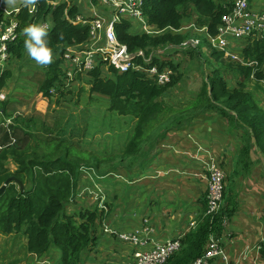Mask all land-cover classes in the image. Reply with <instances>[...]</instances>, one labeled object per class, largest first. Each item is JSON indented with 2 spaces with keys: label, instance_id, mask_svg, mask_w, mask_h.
I'll use <instances>...</instances> for the list:
<instances>
[{
  "label": "trees",
  "instance_id": "1",
  "mask_svg": "<svg viewBox=\"0 0 264 264\" xmlns=\"http://www.w3.org/2000/svg\"><path fill=\"white\" fill-rule=\"evenodd\" d=\"M189 5L193 9L184 13ZM229 6L217 0H143L142 11L148 23L158 30L168 27L178 29L194 16L204 18L209 26V33L213 36L216 34L221 15L227 12ZM66 7V3L51 6L43 1L37 5L35 16L38 21L48 17L52 23L51 28L45 31L46 35L42 37L47 47L52 50V55L60 53L67 46L81 44L87 38L86 26L70 24L63 18ZM77 13L78 10L74 6L67 10L68 17H74ZM17 18L22 22L28 19L25 7L21 9ZM128 29L129 24L125 21L115 25L118 40L127 45L129 51L142 49L146 55L151 49H157L166 43L179 44L187 37L169 31L154 37L134 36L128 33ZM24 42L25 38L22 37L11 43L8 47L10 55L19 58L25 48ZM213 52L212 55L224 57V53L220 51ZM185 53L194 51H184ZM241 56L248 64L238 65L242 76L239 89H229L221 74L214 70L195 99L178 109L165 105L161 100L163 94L173 88L177 81L175 77L177 70L172 62L168 63V66L175 75L171 83L164 87L156 86L136 72L117 74L111 79L100 77L99 70L91 72L89 94L106 96L108 100L105 105L110 113L132 121L128 130L123 133L125 147L116 155L123 160L122 154L127 153V157H130L129 168L146 167L149 164L147 159L155 155L159 141L166 134L211 112L225 119L230 131L239 132L242 147L235 156L234 165L235 168L240 165L245 175L252 165L250 161L252 148L255 147L264 156V110L258 106L252 95L242 90L243 83L247 80L257 83L264 81L261 71L264 65V35L251 40L243 48ZM59 65V59L47 65L46 72L38 81V93L44 99L50 98L48 91L61 72ZM9 77L10 73L7 71L0 74V89L5 86V80ZM159 114H170L174 121L154 141H150L145 137L144 128L151 117ZM61 120L59 128L60 132H63L64 125H61ZM15 131L17 128L13 127L15 149L0 151V186L7 178L14 176L23 183L24 191L20 193L17 185L12 183L0 195V234L24 236L25 256L45 255L52 249H58L59 259L55 264H78L81 253L93 243L90 231L98 218V211L95 207L94 211L85 209L68 214L65 208L69 204L72 206L76 204L82 167L88 165L86 169H95L99 173L100 163L112 160V157L83 152L76 154L62 141L56 143L40 141L48 148L59 152L56 156L49 155V152L44 156H37L29 146V137L21 136ZM7 142L8 136L4 132L0 144ZM8 158H11L15 165V171H10L6 167ZM101 172V175L96 173L97 176L112 172V169ZM229 200L230 196L227 197L224 186L223 201L218 214L211 220L205 216L201 217L195 228L184 234L180 250L171 256L166 264H190L203 254L209 237L217 238L222 234L224 224L236 207V204L233 201L230 203ZM260 254L264 256V242L260 244ZM18 262L20 260L11 264Z\"/></svg>",
  "mask_w": 264,
  "mask_h": 264
},
{
  "label": "crops",
  "instance_id": "2",
  "mask_svg": "<svg viewBox=\"0 0 264 264\" xmlns=\"http://www.w3.org/2000/svg\"><path fill=\"white\" fill-rule=\"evenodd\" d=\"M80 1L74 0L72 5L68 4L69 7H76L79 14ZM27 3L29 0H12L11 4L4 0L7 10L22 8ZM248 5L252 11L264 10V0H248ZM182 32L183 30L181 35ZM256 37L258 36L249 39L251 41ZM248 43L243 41L233 51L238 56L241 55ZM205 45L210 50L217 51L208 42ZM7 65L8 61L0 67V74ZM261 71L264 75V65ZM5 103L6 101L0 105ZM238 133L228 129L225 119L210 112L166 134L159 141L155 155L147 159L149 164L146 167L141 171L138 167L128 169L130 178L127 184L115 179L112 176L116 174L114 172L95 179L98 186L105 190L107 211L97 213L98 218L90 231L93 243L81 253L78 264H103L107 259L110 264H122L129 257L130 251L125 245H115L117 240L114 236L104 233L106 226L121 232L150 229L147 239L152 242H164L192 230L191 223L196 226V222L204 216L207 194L205 160L209 157L217 158L220 165L224 166L225 191L227 197L230 196V203L233 201L236 204L223 226L222 234L217 237L226 249L228 262L220 263L217 260L214 264H264V256L260 254V244L264 242V156L257 149L255 155L253 147L249 171L244 175L240 165L235 168V156L242 147ZM257 156L260 162L257 161ZM226 171L231 176L226 175ZM90 184L91 177L82 174L80 191ZM83 195L85 196L78 198L89 200L88 204H95L91 196ZM76 201L79 207L80 202ZM151 246V242H148L141 248L148 250ZM52 252L57 253L56 259L49 257ZM87 255L88 261L84 263ZM26 256L25 260L22 259L25 264H51L58 262L59 252L52 249L47 255Z\"/></svg>",
  "mask_w": 264,
  "mask_h": 264
},
{
  "label": "built area",
  "instance_id": "3",
  "mask_svg": "<svg viewBox=\"0 0 264 264\" xmlns=\"http://www.w3.org/2000/svg\"><path fill=\"white\" fill-rule=\"evenodd\" d=\"M42 1L51 6L66 3L63 18L70 24L87 27V38L83 43L67 46L60 53L52 55V62L60 60L61 71L58 79L48 91L50 98L55 97V99L60 93L83 84L85 79L92 80L89 74L94 70H99L100 77L104 79L114 78L117 74L136 72L156 86L164 87L171 83L175 75V72L168 66L172 60L167 54L173 53L178 56L184 51H196L202 42L206 41L217 51L224 53L228 60L240 61L233 48L240 46L243 41H248L250 37L264 35V10H250L248 0H233L227 12L221 15L216 34L213 36L209 33L207 21L196 16L189 22L183 23L178 29L168 27L158 30L150 25L144 16L143 0H84L91 10L89 17H84L79 13L74 17H68L69 2L67 0H34L33 3H27L24 6L28 15L25 22L17 18L23 7L7 10L4 0H0V12L2 13L0 67L4 66L10 57L9 45L17 38H27L24 33L25 28L33 24L44 28L45 31L51 28L52 23L48 17L38 21L35 16L37 5ZM122 21L129 24L128 33L134 36L154 37L166 31L180 34L183 30L182 35H187V37L179 44L166 43L157 49H151L147 55L142 49L129 51L127 45L121 43L115 33V25ZM134 24L139 26V32L134 31ZM14 126L13 116L5 119L3 129L8 136V142L0 145V149L16 144V139L12 134ZM84 173L91 177V184L81 191L79 189L78 195L92 194L98 213H105L107 211L106 195L100 192V187L94 181L99 176L92 169H85ZM205 176L207 194L204 216L211 220L220 211L225 186L224 171L217 158L209 157L205 160ZM190 228H195V223H191ZM103 231L114 236L130 251L129 257L122 264H166L170 257L180 250L181 239L184 236L181 234L164 242H152L147 239L151 233L150 229H144L142 232H121L106 226ZM148 242H151V248L142 249L141 246ZM217 260L228 262L220 241L210 236L203 254L190 264H214Z\"/></svg>",
  "mask_w": 264,
  "mask_h": 264
},
{
  "label": "rangeland",
  "instance_id": "4",
  "mask_svg": "<svg viewBox=\"0 0 264 264\" xmlns=\"http://www.w3.org/2000/svg\"><path fill=\"white\" fill-rule=\"evenodd\" d=\"M81 1L79 2L80 14L84 17L91 16L88 5L83 3L84 0ZM217 1L228 6L233 2V0ZM69 3L72 5L71 3H74V0L69 1ZM190 9H193L192 6H187L184 13ZM253 9L256 10V8ZM133 27L135 32L140 31L138 25L134 24ZM248 42H250V39ZM202 43L200 49L194 51V53H180L178 56L173 53L167 54L171 56V60L174 62L173 65L176 67L175 77H177V81L173 88L163 94L161 100L165 105L174 109L186 106L202 91L203 85L207 83V79L212 76L214 70L221 74L229 89L240 88L242 76L238 65L248 64L247 61L244 62L241 55H239L240 61L228 60L226 55L224 57L212 55L213 50H210L208 46L206 47L204 42ZM4 71L9 72L10 77L5 80V86L1 91L2 93L0 92V96L2 95L1 102L6 101L5 106H3L4 110L0 105V140L4 135L5 119L13 116L14 127L17 128L21 136L29 137V146L37 156H44L48 152L49 155L56 156L59 152L52 150L50 147L49 149L40 141H53V143L62 141L76 154L83 152L101 157L111 156L112 160L100 163L99 173L95 169L93 171L95 174L101 175V171L112 169V172L116 173L112 174L115 179L128 183L130 157H127V153H125V155L122 154L123 160H121L120 156L116 154H120L125 147L123 133L128 130L132 121L118 117L115 113H110L105 105L108 100L106 96L96 93L89 94L92 80L87 79L83 86L80 84L78 87L60 93L56 99L55 97L44 99L38 93V81L46 72V66H41L30 58L25 48L19 58L10 55L8 65ZM243 84L242 90L252 95L258 106L264 110V82L257 83L253 80H247ZM60 119H62L61 125H64L63 132H60L59 128ZM173 121L174 119L170 114H159L151 117L144 128L145 137L150 141H154L166 127L173 124ZM13 148L15 149V146H6L0 151ZM254 149L256 155L257 150L255 147ZM257 161L260 162L258 156ZM218 163L220 164L219 160ZM5 165L10 171L16 169L11 158L6 160ZM87 166L82 167L80 176L85 175L84 171ZM138 168L141 171L142 168ZM222 169L225 171L224 166ZM139 173L138 175H140ZM225 173L231 176L229 171ZM89 174L91 175V171H89ZM139 187L142 189V186ZM101 188H99L100 192L106 195L105 190ZM78 193L76 199L79 200L80 206L78 207V203L75 201L74 206L71 204L66 206V213L72 214L85 209L93 211L96 203L88 204L89 200L78 198L81 197ZM87 196L93 198L92 194H87ZM24 240V236L20 234L12 236L0 234V264H10L18 260L21 261V259L25 260L27 256L24 255ZM114 244L123 245L118 241ZM54 250L59 252L58 249ZM224 251L226 253L225 248ZM55 255L57 253L52 252L49 257L56 259ZM93 255L91 257H94ZM88 256L84 258V263L88 261ZM23 260L19 264H25ZM106 263L110 264L108 259L103 262V264ZM51 264H55V262Z\"/></svg>",
  "mask_w": 264,
  "mask_h": 264
},
{
  "label": "clouds",
  "instance_id": "5",
  "mask_svg": "<svg viewBox=\"0 0 264 264\" xmlns=\"http://www.w3.org/2000/svg\"><path fill=\"white\" fill-rule=\"evenodd\" d=\"M11 4L12 0H6ZM34 0H29L33 3ZM26 39L24 47L30 58L34 59L39 65L47 66L52 62V50L47 47L46 41L42 39L46 35L44 28L35 24L24 29Z\"/></svg>",
  "mask_w": 264,
  "mask_h": 264
},
{
  "label": "water",
  "instance_id": "6",
  "mask_svg": "<svg viewBox=\"0 0 264 264\" xmlns=\"http://www.w3.org/2000/svg\"><path fill=\"white\" fill-rule=\"evenodd\" d=\"M16 184L18 189H19V192L20 193H23L24 191V185L21 181H19L17 178H15L14 176H11L9 178H7L5 180V182L0 186V195L4 192V190L6 189V187L9 185V184Z\"/></svg>",
  "mask_w": 264,
  "mask_h": 264
}]
</instances>
